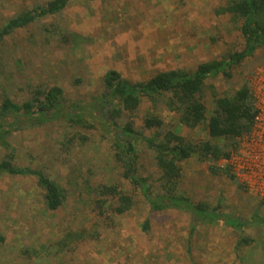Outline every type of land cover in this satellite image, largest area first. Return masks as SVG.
Wrapping results in <instances>:
<instances>
[{
	"label": "rangeland",
	"instance_id": "374dc122",
	"mask_svg": "<svg viewBox=\"0 0 264 264\" xmlns=\"http://www.w3.org/2000/svg\"><path fill=\"white\" fill-rule=\"evenodd\" d=\"M47 1L0 0V29L24 9ZM225 1L73 0L60 14L17 30L0 43V100L7 95L23 102L36 87L59 86L68 103L96 106L93 113L89 111L93 129L51 121L18 130L9 141L10 150L0 148V160L13 155L17 165L43 171L66 195L58 210L49 211L35 177H0V233L5 238L0 264H264V198L255 196L235 175L237 182L212 175L194 159L181 165L180 188L188 198L221 203L223 213L249 222L245 236L255 242L239 252L237 231L223 221L198 224L192 234L189 213L151 212L114 158L112 142L119 132L111 125L115 123L111 112L95 102L103 90L102 78L110 71L143 82L158 71H193L200 63L240 49L242 39L231 18L216 14ZM262 68L264 49L238 67L232 80L215 85L222 91L246 79L253 89L252 80ZM150 112L153 107L144 101L132 117L146 137L154 133L144 128ZM157 113L164 130L194 141L203 137L202 129L181 127L179 114L165 106ZM129 120L127 114L119 123ZM132 142L139 156L138 174L157 190L160 172L154 152L141 139ZM219 166L228 165L222 160ZM114 183L133 197L134 205L123 215L109 212L101 220L91 191ZM146 220L148 232L142 228ZM70 230H85L88 238L56 255L55 243Z\"/></svg>",
	"mask_w": 264,
	"mask_h": 264
},
{
	"label": "trees",
	"instance_id": "16d2710c",
	"mask_svg": "<svg viewBox=\"0 0 264 264\" xmlns=\"http://www.w3.org/2000/svg\"><path fill=\"white\" fill-rule=\"evenodd\" d=\"M72 1L49 0L31 10L24 9L8 19L0 29V43L17 30L60 14ZM216 14L231 18L242 39L240 49L229 51L220 59L200 63L193 71L180 68L158 71L143 82H132L119 72L110 71L102 78L103 90L95 102L111 112L115 121L111 125L119 132L112 142L114 158L125 169L124 177L142 192L151 212L177 209L189 213L193 217L192 234L198 224L214 225L223 221L237 231L235 249L239 252L255 242L253 237L245 236L249 222L223 213L221 203L215 206L208 201L194 202L180 188L181 165L193 159L205 165L210 174L226 175L237 182L230 168L221 167L219 163L239 148L241 138L251 133L257 116L248 80L243 79L237 87L222 91L215 82L232 80L238 67L264 49V0H226ZM144 101L153 107V112L148 113L143 121L145 129L154 130L152 137L143 136L132 120ZM111 105H114L112 110ZM162 105L179 114L181 127L192 131L202 129L203 137L194 141L178 131L164 130V121L157 113ZM94 109L96 106L93 104L81 107L75 102L68 103L64 90L59 86L36 87L30 98L23 102L4 95L0 100V148L10 150L9 141L18 130L36 128L51 121L63 120L71 128L93 129L95 126L89 114ZM127 114L130 120L119 123ZM82 139L87 141V137ZM132 139H141L154 152L155 166L160 172L157 190L153 191L148 179L138 174L139 156ZM4 175L35 177L44 191L43 202L49 211L58 210L66 200L65 191L56 181L43 171L17 165L11 154L0 160V177ZM238 187L244 189L240 183ZM91 192L95 195L96 215L101 220L108 218L109 212L123 215L134 205L133 197L119 183L100 185ZM142 228L148 232L150 221L146 220ZM87 238L85 230L67 231L55 243V254L60 255ZM4 242L5 238L0 233V244Z\"/></svg>",
	"mask_w": 264,
	"mask_h": 264
},
{
	"label": "built area",
	"instance_id": "2783aa9c",
	"mask_svg": "<svg viewBox=\"0 0 264 264\" xmlns=\"http://www.w3.org/2000/svg\"><path fill=\"white\" fill-rule=\"evenodd\" d=\"M252 84L257 109L253 128L241 138L239 148L223 161L255 196L264 198V68L256 73Z\"/></svg>",
	"mask_w": 264,
	"mask_h": 264
}]
</instances>
